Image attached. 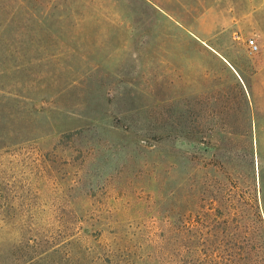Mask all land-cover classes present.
<instances>
[{
    "label": "rangeland",
    "instance_id": "rangeland-1",
    "mask_svg": "<svg viewBox=\"0 0 264 264\" xmlns=\"http://www.w3.org/2000/svg\"><path fill=\"white\" fill-rule=\"evenodd\" d=\"M0 119V264H264V0H0Z\"/></svg>",
    "mask_w": 264,
    "mask_h": 264
},
{
    "label": "trees",
    "instance_id": "trees-1",
    "mask_svg": "<svg viewBox=\"0 0 264 264\" xmlns=\"http://www.w3.org/2000/svg\"><path fill=\"white\" fill-rule=\"evenodd\" d=\"M0 124H2V119H0ZM1 129V128H0ZM48 252H51V254H56L59 252V249L56 247H52ZM47 252V253H48ZM123 258L125 259V257L123 256ZM121 261V260H120ZM127 263H129L127 260H125ZM122 263H125L124 261H121ZM175 264V263H174ZM181 264H194L193 262H188V263H181ZM209 264H225L223 261L220 262H216V263H209Z\"/></svg>",
    "mask_w": 264,
    "mask_h": 264
},
{
    "label": "built area",
    "instance_id": "built-area-1",
    "mask_svg": "<svg viewBox=\"0 0 264 264\" xmlns=\"http://www.w3.org/2000/svg\"><path fill=\"white\" fill-rule=\"evenodd\" d=\"M247 48H248V50H249L250 53H254V52L257 51L258 46H257V44L255 43L254 40L250 39L247 42Z\"/></svg>",
    "mask_w": 264,
    "mask_h": 264
}]
</instances>
